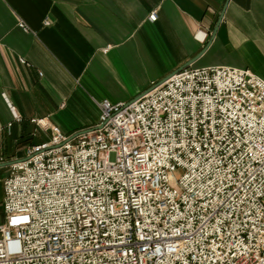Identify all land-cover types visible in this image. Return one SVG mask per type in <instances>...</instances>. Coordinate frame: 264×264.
Instances as JSON below:
<instances>
[{"label": "built area", "instance_id": "obj_1", "mask_svg": "<svg viewBox=\"0 0 264 264\" xmlns=\"http://www.w3.org/2000/svg\"><path fill=\"white\" fill-rule=\"evenodd\" d=\"M97 104L75 139L36 121L49 139L4 179L0 264H264V79L189 67Z\"/></svg>", "mask_w": 264, "mask_h": 264}, {"label": "crops", "instance_id": "obj_2", "mask_svg": "<svg viewBox=\"0 0 264 264\" xmlns=\"http://www.w3.org/2000/svg\"><path fill=\"white\" fill-rule=\"evenodd\" d=\"M192 60L264 79V0H0V163L46 143L37 120L89 130L98 102H132Z\"/></svg>", "mask_w": 264, "mask_h": 264}, {"label": "water", "instance_id": "obj_3", "mask_svg": "<svg viewBox=\"0 0 264 264\" xmlns=\"http://www.w3.org/2000/svg\"><path fill=\"white\" fill-rule=\"evenodd\" d=\"M195 62V60H192V61H190L187 65H185L182 69H180V70H178V71H175V73L176 72H179V71H181V70H184V69H187V68H189V66L191 65V64H193ZM175 73L174 74H172L171 76H173V75H175ZM171 76H169V77H171ZM168 77V78H169ZM168 78H166V79H168ZM165 79V80H166ZM164 81V80H163ZM163 81H161V82H163ZM160 82V83H161ZM159 83V84H160ZM151 90V89H150ZM150 90H148V91H150ZM147 91V92H148ZM146 92V93H147ZM145 95V94H144ZM90 130V129H89ZM89 130H84V131H80V132H77V133H75V135H73L71 138L72 139H75V137H77V136H79V135H82V134H85V133H87V132H89ZM20 160H22V159H20ZM17 161H19V160H17ZM17 161H14V162H17ZM14 162H3V163H0V169H2L3 167H7V166H11Z\"/></svg>", "mask_w": 264, "mask_h": 264}, {"label": "rangeland", "instance_id": "obj_4", "mask_svg": "<svg viewBox=\"0 0 264 264\" xmlns=\"http://www.w3.org/2000/svg\"><path fill=\"white\" fill-rule=\"evenodd\" d=\"M64 133V132H63ZM64 134H66V135H68V136H72V135H70V134H68V133H64ZM110 159H111V161H114L115 160V154H112L111 155V157H110ZM0 170H3V169H0ZM4 173V171L2 172V173H0V177L2 176V174ZM180 174V171H178V174L177 175H179ZM2 188H3V186H2V183L0 182V215L2 216L3 215V209H2V202H3V199H4V195H2ZM1 221V220H0Z\"/></svg>", "mask_w": 264, "mask_h": 264}]
</instances>
